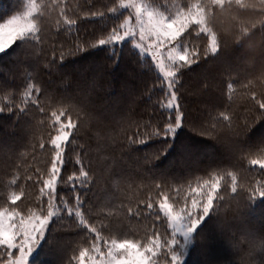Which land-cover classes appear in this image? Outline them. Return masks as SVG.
<instances>
[{
    "label": "trees",
    "instance_id": "1",
    "mask_svg": "<svg viewBox=\"0 0 264 264\" xmlns=\"http://www.w3.org/2000/svg\"><path fill=\"white\" fill-rule=\"evenodd\" d=\"M145 1L157 10H170L189 2ZM36 2L48 5L44 43L37 45L35 55L24 53L21 49L16 52L9 49L8 53L0 54V84H5L9 91L22 93L29 77H33L31 82L42 88L41 104L50 107L47 108V115L33 108L28 117L21 119L16 115L18 109L0 113V203L13 192L20 194L22 190L23 195L17 204L20 208L34 206L39 196V185L34 180L37 175L46 174L53 156L48 144L52 131L49 116L51 111L62 107L54 103V98L74 97L77 98L74 101L77 109L84 108L87 115L81 112L78 116L76 111L66 114L78 123L83 122L78 143L69 145L65 150L68 163L64 177L66 179L78 171L80 166L76 160L79 157H83L85 163L91 162L94 183L82 195L86 197V206L94 208L99 218L108 217L112 221L114 233L139 238L146 232L159 231L163 243L164 235H169L171 230L163 214L158 221L152 214L159 210L157 201L162 199L154 187L155 183L167 184L169 201L178 211L189 195L190 183L195 187L198 178H207L208 171L232 172L237 177V192L231 191V177L224 176L219 189L224 199L214 201V206L218 207H214L215 215L205 230L210 234L209 238L203 241L198 237L194 241L191 249L187 250L184 264H261L264 260V251L260 249V242L264 240V201L257 200L250 205L247 197L248 189L257 180H264V173L258 166H251L246 159L241 160L234 155L227 139L201 135L198 124L209 119V114L216 117L220 112L232 115L240 123L253 118L250 96L252 92L258 96L264 94V80L254 75L245 76L242 71L243 50L233 41L242 29L252 23L257 24L253 39L259 38L264 27L260 24L264 19V3L261 0H231V3H225L223 9H216L215 28L229 43L217 57L201 59L198 65L186 70L181 79L182 104L190 113V120L180 134L178 144L188 145L189 148L181 154L178 146L176 154L149 172L141 169L137 161L152 155L155 142L134 145L135 152L119 145L127 136L138 131L137 120L164 118L159 109L153 111L154 102L164 96L163 89L159 87L162 74L139 67L136 55L127 45L121 50L117 65L107 56L106 50L100 48L67 55L76 43L91 41L93 34L108 31L122 22L130 10L121 8L116 14L107 12V7L118 6L120 0ZM27 4L28 0H0V17L9 18L22 12ZM61 9L69 19L77 21L75 29L78 31L74 34L66 31ZM91 11H104L106 15L92 17ZM196 42L201 50L207 44L206 38H197ZM53 52L57 67L50 70L46 65ZM60 52L66 54L62 66ZM145 60L151 64L150 57H145ZM248 81H251L248 88L242 87ZM230 83L232 88L228 87ZM152 84H157V87L151 96L153 103H150L149 98L141 93ZM15 102H20L19 95L15 96ZM5 103L6 100L0 102V106ZM193 118L196 120L195 128ZM210 122L218 128L223 126L220 120ZM251 135L250 143L253 144L264 135V121L255 126ZM42 142L45 145L43 149L40 148ZM28 176H32L33 180H28ZM13 178H16L15 184L11 183ZM62 192L71 202L73 194L70 190L65 186ZM149 201L155 204L151 213L146 208ZM137 212L140 214L136 215ZM69 223L68 220H59L51 225L53 242L38 250L34 255V264H67V258L73 254L72 249L86 246L82 234L69 227ZM165 253L166 249L162 248L156 257L157 264H170V257ZM4 259L6 256L0 247V261Z\"/></svg>",
    "mask_w": 264,
    "mask_h": 264
},
{
    "label": "snow or ice",
    "instance_id": "2",
    "mask_svg": "<svg viewBox=\"0 0 264 264\" xmlns=\"http://www.w3.org/2000/svg\"><path fill=\"white\" fill-rule=\"evenodd\" d=\"M226 2L231 3V0H195V2L189 0L186 5H178L174 11L165 14L144 0H127V3L120 0L118 6L107 7V12L116 14L121 8L130 9L122 22L116 23L108 31L93 34L94 39L91 41L76 43L67 53L72 55L100 48L106 50L107 56L112 59L114 65H117L121 50L127 45L136 55L139 67L163 74L159 80V87L163 89L164 96L154 102L153 111L159 109L164 118L137 120L138 131L132 136H127L119 145L135 152L137 149L134 145L155 142L152 155L144 156L137 161L141 169L151 172L165 159L176 154L178 146L181 154L188 150V145L178 144V138L190 120V113L182 104L181 79L186 70L198 65L201 59L217 57L222 48L229 43L216 30L214 24L216 9H223ZM261 2L264 3V0ZM47 11V4H37L36 0H28L26 10L9 18L0 17V54L8 53L9 49L14 52L21 49L24 53L35 55L37 45L44 43ZM61 15L67 25V32L74 34L78 31L75 29L77 24L75 19H69L63 9ZM105 15L104 11L90 12L92 17ZM59 24L60 22L57 21V25ZM260 24L264 25V19ZM256 29V23L242 29L233 43L243 50L242 71L245 76L254 75L264 80V27L261 28L259 38L253 39ZM197 38H206L207 44L203 50L196 42ZM145 57H150L151 64L147 63ZM65 59L66 54L60 52L61 66ZM46 66L50 70L56 69L55 52ZM32 79L34 78L29 77L22 93L9 91L5 84H0V102L7 101L0 106V113L5 111L11 113L18 109L16 115L21 119L28 117L35 108L47 115V108L50 106L41 104L42 88L39 84L31 82ZM250 83L251 81H248L242 84V87L248 88ZM155 87L157 84L149 85L141 93L149 98L150 103H153L151 96ZM228 87L232 88V84L230 83ZM16 95L20 96L19 103L15 102ZM76 99L67 96L54 98V103H59L62 107L51 111L49 116L52 120V131L49 133L48 144L53 156L46 174L37 175L34 180V183L39 185V196L34 206L20 208L17 201L21 200L22 190L20 194L13 192L3 203H0V247L3 248L6 256L0 264H34V254L45 244L53 242L51 225L59 220L70 221L68 226L78 230V234H82L86 245L72 249L73 254L67 258V264H157L156 257L162 248L166 249L165 254L170 257V264H184L188 246L198 237L203 241L209 238L210 234L205 230L215 215L214 207H218V205L214 206V201L224 199L219 191L221 180L224 176H230L231 191L236 193V175L232 172L208 171L207 178H198L195 187L189 184V195L185 197L184 206L178 211H174L173 205L169 203L167 184L155 183L154 187L162 199L157 201L159 210L152 214L157 221L163 214L167 219V227L171 230L169 235H164L163 243L159 231L150 234L146 232L139 238L114 233L112 221L108 217L99 218L94 208L86 206V197L82 195L86 194L94 183L91 162L85 163L83 157H79L76 160V164L80 166L78 171L68 175L66 179L64 177L65 165L68 163L65 150L69 145L78 143V134L82 130L83 122L78 123L71 115L66 114L69 111H76L79 116L81 112H85L84 108L77 109L74 103ZM250 100L254 108L251 120L245 119L240 123L232 115L220 112L216 117L209 114V119L200 121L198 127L201 135L227 139L234 155H238L241 160L246 159L251 166H258V169L264 173V135L254 144L250 143L253 129L264 121V94L258 96L257 93L252 92ZM62 117L65 119L62 120ZM213 119L220 120L222 128L211 123ZM193 127H197L195 118H193ZM44 147L42 142L40 148ZM37 172L39 173V169ZM27 179L33 180V177L28 176ZM11 183L15 184L16 178H13ZM65 186L73 194L71 202L62 192ZM247 198L250 205L255 204L257 200L264 201V180H257L248 189ZM5 204L8 206L5 207ZM154 207L155 204L151 201L146 204L150 213ZM260 249L264 251V240L260 242ZM261 264H264V260Z\"/></svg>",
    "mask_w": 264,
    "mask_h": 264
},
{
    "label": "rangeland",
    "instance_id": "3",
    "mask_svg": "<svg viewBox=\"0 0 264 264\" xmlns=\"http://www.w3.org/2000/svg\"><path fill=\"white\" fill-rule=\"evenodd\" d=\"M124 2L125 3H127V0H124ZM144 2H146V3H148L147 1H145L144 0ZM149 4H151L150 2H149ZM152 5V4H151ZM152 7L153 8H155L153 5H152ZM174 8V7H173ZM124 9H126V8H124ZM174 9H176V8H174ZM174 9H170V10H166V9H164V10H159V11H163V12H165V14H167V12L168 11H174ZM130 10V9H129ZM131 11V10H130ZM135 21H134V17H133V23H134ZM162 74V73H161ZM163 75V74H162ZM169 203L170 204H172L170 201H169ZM173 205V204H172ZM173 209H174V211H177L175 208H174V206H173ZM194 243V242H193ZM193 243H191L189 246H188V250H190L191 249V246L193 245ZM35 255V254H34ZM185 258H186V256L184 257V261H185Z\"/></svg>",
    "mask_w": 264,
    "mask_h": 264
}]
</instances>
